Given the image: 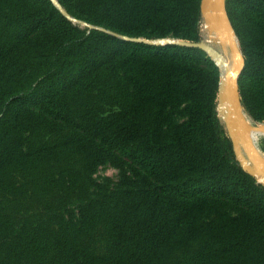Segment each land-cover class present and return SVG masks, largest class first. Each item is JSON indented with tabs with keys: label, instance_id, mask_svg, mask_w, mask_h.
Listing matches in <instances>:
<instances>
[{
	"label": "trees",
	"instance_id": "obj_1",
	"mask_svg": "<svg viewBox=\"0 0 264 264\" xmlns=\"http://www.w3.org/2000/svg\"><path fill=\"white\" fill-rule=\"evenodd\" d=\"M57 2L0 0V264H264V183L218 114L201 0ZM225 11L264 122V0Z\"/></svg>",
	"mask_w": 264,
	"mask_h": 264
},
{
	"label": "water",
	"instance_id": "obj_2",
	"mask_svg": "<svg viewBox=\"0 0 264 264\" xmlns=\"http://www.w3.org/2000/svg\"><path fill=\"white\" fill-rule=\"evenodd\" d=\"M54 1L55 3H58L57 0H54ZM223 1L225 3V0H201L202 15L206 18V20L210 24L211 29L216 31L218 35L220 36L225 34V31L227 30V23L229 22L226 11L224 9L225 4L223 7ZM212 2L214 3V7L211 11H208V7L211 5ZM233 33L238 41L236 33L234 31ZM226 36L228 37V39L226 40L222 38V40L224 42L227 41L230 44V48L232 50L233 57L235 59V66L233 67L228 66L226 68V72L224 76L226 80V91H222V90L219 91V94H218L219 100L220 102H222L225 99H227L232 105V108H233L232 112H233V115H235L236 117L235 122L231 126L232 130L229 129L228 131L230 138L232 139L234 143V146L236 147L238 145L237 136L239 135L240 140L245 149V152L250 159V162L259 168L258 173L260 175H264V160H262L259 154V150H261V148L256 141L250 138V135H249L250 123L248 119L246 118V110L243 107L241 103V99H240L238 81H239V76L244 66L245 58L242 53L240 45L238 44V42H235L234 39H232L230 32L227 31ZM154 42L158 43L160 41L158 40ZM162 42L168 43V42H174V40L165 39V40H162ZM199 45L205 48L207 51H209L205 47L203 42H201ZM216 64L220 67L218 62H216ZM221 76L223 77L222 70H221ZM225 124L229 126L230 124L229 118L225 120ZM246 168L250 172H253L250 166H246Z\"/></svg>",
	"mask_w": 264,
	"mask_h": 264
},
{
	"label": "rangeland",
	"instance_id": "obj_3",
	"mask_svg": "<svg viewBox=\"0 0 264 264\" xmlns=\"http://www.w3.org/2000/svg\"><path fill=\"white\" fill-rule=\"evenodd\" d=\"M224 1H223V7H224ZM225 9V8H224ZM203 21H205V25L202 24V28H201V34H202V42L204 43L205 47L209 50L208 53L210 54V56L212 57V59L214 60V62H217L216 57L218 56V58H220L223 62H225L228 66H235V59L233 57V53L232 50L230 48V44L226 41L224 42L221 38L218 37V35L209 28L208 23L206 22V18L203 16ZM77 22L82 28H86L87 25L83 22L80 21H75ZM230 23V21L228 22ZM230 27L232 28V25L230 23ZM172 40V39H170ZM238 44L239 40L237 41ZM220 73H221V68H220ZM222 76L220 78V88L219 91L222 90ZM221 102L219 100V96H218V114L221 117V113H220V107H221ZM222 118V117H221ZM246 118L248 119L249 123H250V131L251 129H261L264 130V122H258V121H254L250 115L246 112ZM223 121L225 122V119L222 118ZM227 130L229 131V126L226 124ZM259 127V128H258ZM264 137V133L263 134H259L255 137V140L258 144H259V140L260 138ZM236 151H237V155L239 160L245 165V166H250L253 170V172L255 173L256 177L259 178V176L257 175L256 171L254 170L255 167L250 163V159L247 156L245 149L243 147L242 142L239 140V144L235 147ZM259 154L264 156V153L262 151H259ZM95 177L99 180H103L105 178H110L113 180H116L119 177V169L111 164H103L101 165L96 173H95ZM260 182H263L262 180L259 179ZM264 183V182H263Z\"/></svg>",
	"mask_w": 264,
	"mask_h": 264
},
{
	"label": "bare ground",
	"instance_id": "obj_4",
	"mask_svg": "<svg viewBox=\"0 0 264 264\" xmlns=\"http://www.w3.org/2000/svg\"><path fill=\"white\" fill-rule=\"evenodd\" d=\"M213 7H214V3L212 2L211 5L208 7V11H211L213 9ZM206 22L208 23L207 20H206ZM208 25H209V28L211 29V26H210L209 23H208ZM227 31L230 32V35H231L232 39H234V41L237 42V39H236V37H235V35H234V33H233V31H232L229 23H227V30L225 31V34L224 35H221L220 36V35H218V33L216 31H214V32L218 35L219 38H221V39L224 38V39L227 40L228 39V37L226 36V32ZM216 59H217L218 64L221 67L222 75H223L222 80H221V83H222V91H226V80H225L224 76H225L226 68L228 67V65L225 62H223L220 58H218V56L216 57ZM233 66H229V67H233ZM221 104H222L221 107H220L221 117L224 118L225 120L228 119V118L230 119L229 128L232 130V127L231 126H232V124L236 120V117H235V115H233V112H232V109H233L232 108V105L230 104V102L227 99H225L224 101H222ZM250 127H249V135H250V138L251 139H255V137L257 135L264 133V130H261L259 127H258L259 129H257V130L256 129H251V131H250ZM239 140H240V137L238 135L237 136L238 144H239ZM259 151H261V150H259ZM260 157L262 158V160H264V156L263 155L260 154ZM251 164L255 167L254 170L256 171L257 175L259 176L258 179H260V180H262L264 182V175H260L258 173L259 168L256 167L253 163H251Z\"/></svg>",
	"mask_w": 264,
	"mask_h": 264
},
{
	"label": "built area",
	"instance_id": "obj_5",
	"mask_svg": "<svg viewBox=\"0 0 264 264\" xmlns=\"http://www.w3.org/2000/svg\"><path fill=\"white\" fill-rule=\"evenodd\" d=\"M202 24L205 25V21L202 20V23H201V28H202Z\"/></svg>",
	"mask_w": 264,
	"mask_h": 264
}]
</instances>
